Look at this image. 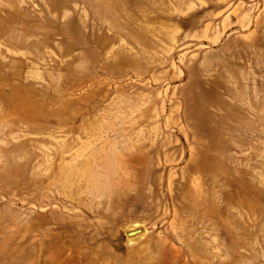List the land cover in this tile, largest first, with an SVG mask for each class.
I'll return each mask as SVG.
<instances>
[{"label":"rangeland","instance_id":"374dc122","mask_svg":"<svg viewBox=\"0 0 264 264\" xmlns=\"http://www.w3.org/2000/svg\"><path fill=\"white\" fill-rule=\"evenodd\" d=\"M0 264H264V0H0Z\"/></svg>","mask_w":264,"mask_h":264},{"label":"bare ground","instance_id":"6f19581e","mask_svg":"<svg viewBox=\"0 0 264 264\" xmlns=\"http://www.w3.org/2000/svg\"><path fill=\"white\" fill-rule=\"evenodd\" d=\"M133 232V235L136 233V231H132ZM132 235V234H131Z\"/></svg>","mask_w":264,"mask_h":264},{"label":"water","instance_id":"95a60500","mask_svg":"<svg viewBox=\"0 0 264 264\" xmlns=\"http://www.w3.org/2000/svg\"><path fill=\"white\" fill-rule=\"evenodd\" d=\"M131 234L133 235V232H129V235H131Z\"/></svg>","mask_w":264,"mask_h":264}]
</instances>
